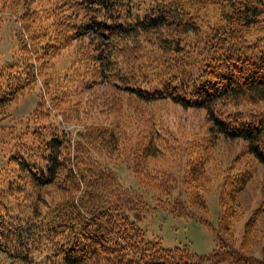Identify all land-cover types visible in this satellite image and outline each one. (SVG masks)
I'll return each instance as SVG.
<instances>
[{
  "label": "trees",
  "instance_id": "trees-1",
  "mask_svg": "<svg viewBox=\"0 0 264 264\" xmlns=\"http://www.w3.org/2000/svg\"><path fill=\"white\" fill-rule=\"evenodd\" d=\"M0 10L1 27L17 25L13 60L0 68V131L17 132L0 166V264H264L247 242L260 206L237 247L232 233L249 170L225 169L207 255L163 248L138 224L156 210L207 212L202 186L218 137L241 140L264 166V0H10ZM37 85L47 103L38 97L29 117L4 125ZM101 85L145 104L202 109L209 135L184 142L159 125L137 130L114 102L101 106L110 123L68 133L66 120L100 106L95 96L76 105ZM126 164L136 187L116 172Z\"/></svg>",
  "mask_w": 264,
  "mask_h": 264
},
{
  "label": "rangeland",
  "instance_id": "rangeland-1",
  "mask_svg": "<svg viewBox=\"0 0 264 264\" xmlns=\"http://www.w3.org/2000/svg\"><path fill=\"white\" fill-rule=\"evenodd\" d=\"M0 1V8L6 9L10 3V0ZM3 26L1 27L0 25V68L13 60L14 50L17 48V39L14 36L17 34V25L14 23L10 24L7 21ZM154 36L149 37L153 39ZM58 62L67 64V59L59 58ZM40 89L39 85H37L33 90L24 92L22 96L17 97L15 103L12 104L10 108L11 118L3 122V124H13L16 120H24L29 117L37 106L38 97H42L44 104H46L50 99V93H48L45 88L44 91ZM88 94V103H86V101L85 103L79 102L78 105H76L78 109L82 108L84 105H90L89 99L94 96L98 99L95 106H100L96 107L95 110L92 107L91 113L87 114L86 112L80 114L78 121L72 117L66 120L63 125L68 133H78L83 130L85 124L92 123L93 121L94 123H110L114 115H111L110 112H107L105 108H101V106L104 107L107 103L114 102L117 103L120 108L127 109L125 116L133 120L137 130L144 126H151V124L152 127L154 125H159L161 128L181 136L184 142V139L197 140L198 142L201 137L209 135L208 130L210 123L205 111L202 109L182 108L167 100L145 104L134 98L127 97L125 94L114 92L104 87V85L95 88ZM83 97H85V94H83ZM111 97L115 99H110ZM74 101H76V99L71 101V104H73ZM117 105H115L116 110L111 111L112 113H122ZM128 107L134 111L143 123L138 121L139 125H137V116L129 112ZM106 109L110 110V107ZM230 109L232 108L228 107L227 110ZM11 134L12 135L8 133L5 134L0 131V166L7 162L9 153L12 150L11 144L15 142L13 137L14 134L15 136L17 134L16 130H11ZM214 141V147L209 151V154L212 155L210 158L211 161L208 162L205 170L204 178L206 179V184L204 183L202 186V188H204V186L208 185V189L206 188L205 190L204 188V199L207 205V212H199L197 214L179 217L156 210L153 214H145L138 224L144 230L147 239L159 241L163 248L188 246L193 253L207 255L217 244L216 230L221 215L218 188L225 174V169L239 172L249 170L247 172L251 174V178L237 198V212H239L241 218L233 226L232 233L237 247L242 239L247 220L252 212L260 206L263 211L258 215V222L253 224V232H250L247 242L249 252L257 258L263 259L264 166L257 164L247 155L244 151L245 143L241 140H227L223 137H218L217 140L215 139ZM200 154L202 153L200 152ZM213 160H215V162H212ZM116 172L123 185L126 187L137 186V182L128 164L122 165ZM208 190L209 192H206Z\"/></svg>",
  "mask_w": 264,
  "mask_h": 264
}]
</instances>
